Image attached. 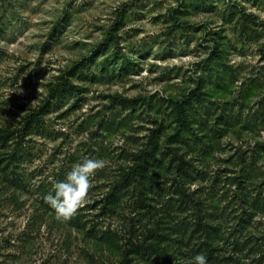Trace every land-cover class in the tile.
Wrapping results in <instances>:
<instances>
[{
  "label": "rangeland",
  "instance_id": "1",
  "mask_svg": "<svg viewBox=\"0 0 264 264\" xmlns=\"http://www.w3.org/2000/svg\"><path fill=\"white\" fill-rule=\"evenodd\" d=\"M263 50L264 1L7 0L0 264H120L126 249L131 264H163L147 244L164 247L169 264H194L207 247L223 264H264ZM61 75L77 91L50 96ZM200 77L205 101L189 108V127L176 133L174 101ZM33 110L41 121L17 143ZM159 127L150 178L105 207ZM85 158L104 166L75 214L59 221L45 196ZM198 211L208 231L196 224Z\"/></svg>",
  "mask_w": 264,
  "mask_h": 264
},
{
  "label": "trees",
  "instance_id": "2",
  "mask_svg": "<svg viewBox=\"0 0 264 264\" xmlns=\"http://www.w3.org/2000/svg\"><path fill=\"white\" fill-rule=\"evenodd\" d=\"M257 2H262L264 0H256ZM7 4V0H0V10L5 7ZM243 14H247L244 13ZM174 24L177 26L182 27L184 24L178 21V16L173 14L172 15ZM250 21L251 22H257V17L254 14H250ZM59 31V30H58ZM103 44H108V41H105ZM215 56L221 55V49L216 46L215 49H213ZM264 53V50H263ZM58 82H51L49 83V95L55 96L62 91H69V92H75L77 91L78 87L74 85L68 77L65 75H61L59 77ZM204 86H205V80L203 77L198 78L197 85L191 89L186 95H184L182 98L175 100L173 105V111L175 115V132L180 133L181 131L185 130L190 125V119L188 110L189 108L196 102L202 103L205 101V95H204ZM40 111L39 110H33L27 114V116L24 118L23 125L21 127L20 132L17 136V143H22L25 138V134L28 129H30L34 124H37L41 121L40 119ZM153 132L150 134V143L149 146L143 150H140L139 152L134 154V163L130 165L127 169H124L122 173L120 174L119 178L116 180V182L113 184L111 191L106 196V206L107 207L110 203L116 202L118 199V193L125 188H127L129 185H131L136 180L142 183L143 181L150 178V167L153 163L152 159L155 158L159 145H158V136L159 132L161 131V127L152 130ZM4 136V135H1ZM6 137V134H5ZM172 138V135H169V139ZM3 141V139H2ZM4 143V141H3ZM168 152L172 155L173 159L177 161L176 163V170L178 172L185 171L188 167L187 161L184 159V157L176 150L174 147H170ZM138 182V185H140ZM139 197L142 199V202H145L146 199V191L142 186H140L139 189ZM198 211L197 214V221L196 224L198 225L199 229L208 231L209 225L201 220V213ZM207 244V243H206ZM144 247V244L141 245ZM148 248L152 250V252L156 255V257L163 262V264H169L171 262L170 257L168 253L166 252L165 248L162 246H156L154 244H147ZM206 248V246H205ZM131 251L129 249H126L123 251L122 259L120 261V264H131L129 253ZM207 257L210 261V264H223L222 259H220L217 255H215L211 248L207 247Z\"/></svg>",
  "mask_w": 264,
  "mask_h": 264
},
{
  "label": "clouds",
  "instance_id": "3",
  "mask_svg": "<svg viewBox=\"0 0 264 264\" xmlns=\"http://www.w3.org/2000/svg\"><path fill=\"white\" fill-rule=\"evenodd\" d=\"M103 166L102 160L85 158L74 164L63 180L53 185V191L45 196V200L54 210L57 220L67 221L75 214L87 193L90 177ZM194 264H207V257L204 254L196 255Z\"/></svg>",
  "mask_w": 264,
  "mask_h": 264
}]
</instances>
